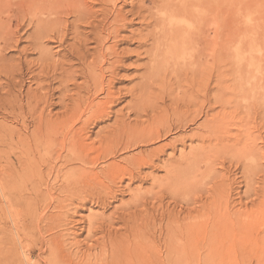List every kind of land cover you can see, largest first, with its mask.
<instances>
[{
    "label": "bare ground",
    "instance_id": "obj_1",
    "mask_svg": "<svg viewBox=\"0 0 264 264\" xmlns=\"http://www.w3.org/2000/svg\"><path fill=\"white\" fill-rule=\"evenodd\" d=\"M93 1L97 7H93L89 0H0V15L6 9L4 18L7 19V22L0 20V42L3 44L0 47V74L9 73L11 76L7 74L9 77L2 88L5 92L0 95V115L12 120L9 124L0 117V198L5 207V219L15 234L17 218L29 210H36L41 202L50 209L58 208L44 230L71 225L74 223L71 218L86 210V205L92 201L106 209L129 190L131 184L142 181L139 177L141 170L159 161L166 146L183 144L186 137L179 135L171 138L168 144H152L203 116L204 120L198 123L197 131L190 137L217 145L232 142V145H224L228 150L201 146L189 148L185 155L181 152L179 160L172 161L173 157L168 156L163 179H155L149 191L131 193L127 205L113 208L114 211L106 217L90 215L87 222H82L80 233L86 235L81 242L72 237L74 234H69L74 240L75 252L58 248L61 246L58 236H51L44 243L46 251L53 253V264H203L207 261V251L225 244L226 235L231 242L236 240L234 237L246 230L245 223L252 224L249 218L257 214L252 209H229L228 201L222 199L228 185L223 178L217 177L214 182L218 184L213 182L211 188L198 197L207 196L208 191L214 194L211 202L207 201L208 197L202 199L201 214L197 215L206 218L211 213L215 218L222 217L223 221L216 223L219 229L208 227V219L204 221L205 225L202 222L185 223V219L181 220L178 215L171 220L167 218L164 228L165 219L161 217L158 236L153 232L147 237L145 229L149 227V221L144 223L142 208L149 203L154 210L164 198H175L176 182L180 177L177 166L184 161L198 171L200 164L210 170L214 162L224 161L226 154L237 156L238 159L233 156L234 162L239 165L250 156L247 170H261L258 160L264 158V153L259 152L256 142L262 136L260 129L264 132V79L259 80L256 88H247L244 84L253 74L264 70L263 64H245L248 68L251 66V71L252 67L256 69L253 73L240 65L242 61H238L239 64L235 61L237 66L234 67L231 62L230 84H225L228 70L224 65L228 63L229 46L234 49L231 53H236L241 45L226 40L229 45L225 47L229 52L224 55V37L237 35L238 28L235 21V24L231 21L232 25L226 26L222 0ZM127 4L130 9L124 11ZM193 6L197 7L194 10L199 24L191 32L184 23L190 19ZM13 18L28 20L32 31L26 37L28 46L22 52L27 55L26 51L31 50L30 54L37 57L32 61H27L26 56L21 57L17 64L8 68L9 60L2 51L12 44L16 32L10 22ZM134 20L146 33L133 31L127 38L123 32ZM232 37L228 36L229 39ZM132 38L139 48L150 42L151 48L144 50L150 62L170 58L173 62L170 64L169 61V71L174 81L182 77L193 87L181 90L180 98L172 96L173 90L169 89L168 104L162 102L161 106L158 101H150V88L143 81V75V80L127 92L130 99L125 105L112 112L122 99V90L115 85L126 50L118 47ZM51 43L57 44L54 48L60 47L61 50L53 53L47 45ZM185 45L193 50L199 47V59H207L205 56L210 55L212 65L199 60L185 64L176 60L174 63L175 55L181 53ZM62 50L64 53L60 58H55ZM261 51L264 52V43ZM222 52L226 56L225 64L221 60ZM240 60L243 65L247 62ZM22 64L28 71L37 70L32 75L33 91L27 89L23 93L22 85L16 81ZM168 85L172 87L174 83L168 81ZM99 95L100 100L95 101ZM197 105L200 109L188 118L190 108ZM55 108L58 111L53 113ZM257 119L259 124L252 129L256 135H252L249 127L253 123L250 125V122ZM105 120L111 121L110 124L92 133V138L87 135L89 129ZM173 120L176 127L172 128L170 122ZM231 126L241 129L242 135L234 139L226 135L230 134ZM142 145L151 146L138 154L128 153ZM237 146L241 150L233 152ZM256 154L259 159L255 160L253 156ZM212 175L217 173H210ZM246 180L248 193L252 179ZM261 181L264 185V173ZM74 201L78 202L77 205L69 208ZM205 204L206 208L203 207ZM14 206L21 208L16 210ZM245 218L250 221L244 223ZM115 225H120L119 229ZM258 228L264 233L263 219ZM212 231L217 232L214 236L208 235ZM261 239L264 240V236ZM13 244L12 236L0 229V264H16ZM161 249L165 255L161 254ZM21 255L24 256L23 250Z\"/></svg>",
    "mask_w": 264,
    "mask_h": 264
},
{
    "label": "rangeland",
    "instance_id": "obj_2",
    "mask_svg": "<svg viewBox=\"0 0 264 264\" xmlns=\"http://www.w3.org/2000/svg\"><path fill=\"white\" fill-rule=\"evenodd\" d=\"M3 2L6 0H2ZM132 1V0H131ZM223 1V7H224V19L226 26L232 25V22L237 24V35L233 36L227 35L224 37L225 39V45L223 44V50L225 51L224 55L226 54V63L224 58L226 56H221V60L224 61V69L228 70L226 72V79L225 84H230L231 79V68H229L231 62V67L237 66L239 64L238 61H242L240 65L243 67H247L248 65L245 64H257V66L260 64L262 65V68L264 67V52L261 51L264 43V0H222ZM233 1V2H232ZM236 3H235V2ZM91 5L93 7H97L94 4L93 0H89ZM233 3V4H232ZM193 6L192 14L190 16L189 20H186L184 25L188 24L187 30H190L191 32L195 31L197 25L199 24L198 19H196L195 10ZM233 7V8H231ZM129 8L128 4L124 6V11H127ZM195 9V10H194ZM6 10V9H5ZM5 10L2 15H0V20L3 22H7V19L5 17ZM235 12V13H234ZM194 13V15H193ZM194 16V17H193ZM28 20L26 18L23 20L21 18H13L12 21H10L13 26L14 30H16L15 35L13 36L12 44L8 49H3L2 54L5 56V59H8V68L11 66H14L19 61L18 59L22 57V59L25 58L27 61L34 60L37 56L30 54L32 51L27 50L26 54L24 55L22 52V49L24 47L28 46V40L26 37L29 35V33L32 31V28L28 26L27 23ZM235 21V22H234ZM210 24V23H209ZM28 29V30H27ZM137 32L141 31V34H145L146 31L144 28H141L138 23H136V20L133 21L132 25L123 32V35L125 37H130V32ZM232 37L231 39L228 38ZM227 37V38H226ZM126 39L124 42L119 45L118 48L126 50L125 59L123 66L119 69V76L116 78V88L121 89V100L117 103L116 107L112 109V112H114L117 109H120L125 103L130 99L129 94L127 93L134 85L139 84L141 82L142 76L145 75L144 82H147V86L150 88V101H158L159 105H162V102H164L166 105L168 104V98L167 95L169 94V89L173 90L172 96L174 95L175 98H180L181 90L187 88L188 85L183 81V78L174 81V77L171 73V62H173L170 58H160L159 61L150 62L149 57L147 54H145L144 50L150 49V42L148 45H143L141 48L137 47L138 43L134 38ZM235 41L240 42V47L237 50V52H232L231 46L230 53H228V47L225 46L229 45L226 41ZM16 41H19V44L16 45ZM254 42V43H253ZM253 43V44H252ZM48 47L52 49V52L54 53L57 50H61L60 47H56L57 44H47ZM191 46V44H190ZM0 47H3V44L0 42ZM185 48L181 50V53H178L175 55V61H179L182 64L190 63L191 61L199 60V62L206 64L208 61L209 65H212L210 55L204 57H200L198 55L197 46H194V50L189 48L185 45ZM188 48V49H187ZM186 49V50H185ZM138 50L140 51L138 53ZM196 50V51H195ZM129 51V52H128ZM137 52V55L135 53ZM64 52L63 50L60 51L59 55H55V58H60V55H62ZM141 53V54H140ZM228 53V54H227ZM237 54V55H235ZM140 56V57H139ZM198 58V59H197ZM209 58V59H208ZM238 58V59H237ZM244 59V65L243 60ZM165 59V60H163ZM167 59V60H166ZM162 60V61H160ZM23 62V60H21ZM170 61V64H169ZM235 61L237 64H235ZM249 62V63H248ZM254 62V63H252ZM257 62V63H256ZM154 63V64H153ZM22 64L21 69L16 76V81H19L22 85L23 93L27 89H30L31 91L34 90L35 85L32 81V75L37 73V70L35 68H32L28 71V68ZM153 65V66H152ZM156 65V66H155ZM170 65V66H169ZM173 65V64H172ZM249 65V68H245V70H248L251 68ZM154 67V70L153 68ZM239 66V65H238ZM223 67V66H222ZM233 69V68H232ZM243 69V68H242ZM243 69V70H244ZM253 73L256 72V69L252 67ZM248 71H251L248 70ZM251 71V72H252ZM171 73V74H170ZM10 76L9 73L0 74V95L5 92V90H2V88L5 87L6 79ZM258 74V75H257ZM260 75V76H259ZM170 77V79H169ZM11 78V76H10ZM147 78V79H146ZM169 79V80H168ZM264 79V70L256 74H253L251 78L244 84L247 88H256L259 85V80ZM173 80V81H172ZM168 81L170 83L173 82L174 85L169 86ZM165 91V92H164ZM179 95V96H178ZM101 95L97 96L95 101L100 100ZM241 101V99H240ZM200 107L197 105L195 107L190 108V112L186 115L188 118L192 116L196 110H199ZM58 108L53 109V113L57 112ZM208 114H211V112H208ZM1 119L5 122H9V124L12 122L11 118L8 116H3ZM5 118V120H4ZM205 117H201L196 119L194 122H191L188 124L187 127L181 128L180 130H173L171 133H169L164 138H161L158 142L152 144L155 146L168 144V141H170L171 138L177 137L179 135L185 136L183 144L175 145L173 146H166L165 152L162 157L159 158V161L155 162L154 165L145 166L141 172H140V179L142 181H136L135 183L130 185L129 190H125L123 195L118 196L115 200V202L111 203L106 209L103 208V206L97 204L95 201H92L91 203H88L86 205V210L78 212L77 215H74L73 218H71L74 223H71V225H68L66 228L63 227H52V229L48 228L47 230H44V227L46 224L51 223L53 220L55 214L58 212V208L50 209L48 208V205H43V203H39L36 210H29L27 214H22L17 218L18 222H15L16 232L14 234L13 228L9 226L7 220L5 219L6 215L4 213L5 207L2 206L3 202L0 198V206L2 209H0V229L4 231V233H7L9 236H12L13 238V250L15 255V262L16 264H53L52 263V252L48 253L44 247L45 239L49 237H59V245L58 248H68L69 250H72L75 252V247L72 245L71 237L69 234H74L72 237L76 238V241L81 242L82 239L85 237V233H80V228L83 225L82 222H87L89 219L88 217L90 215H96L100 216L103 215L104 217L110 215L114 210L113 208L120 206L121 204H128L130 202V194L136 193L138 190L141 193L147 192L151 189L153 181L155 179H163L165 174V165L168 163V156H172V161L179 160L180 153L183 152L185 155L189 148H198L201 146H208L209 148L214 147L218 151H226L228 148H226L224 145L227 146L232 145V142L223 143L221 145H217V143L213 144V142L209 143H202L199 139L196 137H190L194 132L197 131V125L202 120H204ZM111 121L105 120L101 124H99L94 129H89L88 136L90 135L91 138L94 136L92 133L96 132L98 129L105 127L106 125H109ZM257 122V123H256ZM251 123H253L251 125ZM172 125V128L175 126L176 121L173 120L170 122ZM255 124V125H254ZM259 121L258 119L255 120V122L251 121L249 127V131L252 132V135H256V132H253V128L258 126ZM19 128V125H16ZM176 127V126H175ZM251 129V130H250ZM260 129L261 139L258 140L257 148H259V152L264 153V132ZM230 134L226 133V135H230L232 139L242 135L241 129H238L237 127H229ZM181 137V136H180ZM142 145L138 147L135 150H132L128 153L130 154H138L139 152L144 151L145 149H148L149 146ZM222 146L224 148H222ZM241 146V145H240ZM234 147V151L236 152L238 150H241V148ZM226 148V150H225ZM248 148H245V151H247ZM250 151V150H249ZM255 153V152H251ZM249 154V153H248ZM250 155V154H249ZM217 156V155H216ZM236 159L237 156L235 155H228L226 154L225 160L221 162L216 161L212 164V167L210 170L205 169L204 164L199 165V170H193L190 168V166H187L185 164V161L183 164L177 166L178 174H180V177H178V181L176 182L177 185V194L174 199L171 198H164L161 202V204L155 205V209L153 210V207L147 204L142 208L143 211L141 215L144 217V223H148L149 227L145 229L146 236L148 237L151 233L156 232V236H158V230L161 229V227L158 225L159 221L162 219L161 217H164V223L162 224V228H164L165 223L167 220H171L173 216H180V219H185V223L189 222H202L203 225L206 224L208 227L216 226V223L219 221H223L222 217L215 218L214 216L209 213L206 218H201V215L198 216L197 213L201 214L202 205L204 204L202 201L203 198L208 197V202H211L214 200L213 193L211 191H208L207 196H203L202 198L198 197L200 196V193L208 190L211 188V185L217 177H221L224 179V182L228 184L225 188L227 189V192L222 195V199H225V202L228 201L229 209L232 211L235 210H256L257 214L255 213L252 217L249 219L252 220L251 225H247L245 221H250L249 219L245 218L243 221L245 223L246 230L243 231L240 236L234 237L236 240L232 241L229 239V236H224L227 238L225 241H223L225 244L219 245L216 249H212L207 251V261L203 264H264V240L261 239V237L264 236V233L258 228V223H260L263 219L264 221V185L261 181V176L264 173V158L262 160H258L260 163L261 170L255 171L252 169L250 172L246 168V163L250 156L245 161H240L241 163H244L242 165L237 164L234 162V157ZM218 157H220L218 155ZM256 159H259V156L256 154L253 156ZM211 171V172H209ZM210 173H217V175L210 176ZM252 179L250 180L248 193L246 192V179ZM128 181H125V183ZM165 183V181L163 182ZM233 183V184H232ZM214 184H218L215 183ZM125 184H122V187H124ZM159 187V186H158ZM157 188V187H156ZM158 191V189H155ZM58 196V195H57ZM55 196V197H57ZM205 200V199H204ZM78 203L74 201L71 203V206L69 208L75 207L74 205ZM208 204V203H206ZM206 204L203 206L206 208ZM77 205V204H76ZM160 205V206H159ZM64 207V206H63ZM14 208L20 209L21 207ZM244 209V210H243ZM263 211V212H262ZM72 212V211H71ZM70 212V213H71ZM144 213V214H143ZM155 215V216H154ZM195 217V218H194ZM168 218V219H167ZM21 219V220H20ZM159 219V220H158ZM167 219V220H166ZM156 225V226H155ZM116 229L120 227V225L114 226ZM152 227V229H151ZM63 228V229H62ZM217 229H219L218 226H216ZM148 231V232H147ZM54 232V233H53ZM217 231H212L208 233V235L214 236ZM17 235V236H16ZM17 237V238H16ZM220 239V236H219ZM66 242V243H65ZM231 242V243H230ZM66 244V245H65ZM22 250L24 251V256H26V261L24 260V256H22ZM162 255H165L163 249L160 250ZM21 253V254H20ZM199 253H202L199 251ZM209 256V257H208ZM191 264H200V263H191ZM202 264V263H201Z\"/></svg>",
    "mask_w": 264,
    "mask_h": 264
}]
</instances>
